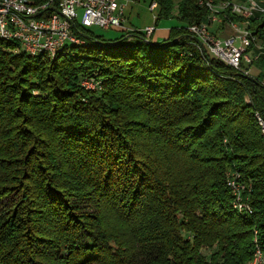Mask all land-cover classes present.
Here are the masks:
<instances>
[{
	"label": "trees",
	"instance_id": "trees-1",
	"mask_svg": "<svg viewBox=\"0 0 264 264\" xmlns=\"http://www.w3.org/2000/svg\"><path fill=\"white\" fill-rule=\"evenodd\" d=\"M232 1L151 0L155 29L175 10L186 23L160 43L81 28L50 57L0 39V264H249L264 250V56L244 75L188 32ZM222 16L264 45V17Z\"/></svg>",
	"mask_w": 264,
	"mask_h": 264
},
{
	"label": "built area",
	"instance_id": "built-area-1",
	"mask_svg": "<svg viewBox=\"0 0 264 264\" xmlns=\"http://www.w3.org/2000/svg\"><path fill=\"white\" fill-rule=\"evenodd\" d=\"M135 1L137 0H62L58 5L45 6L31 0L20 7L0 6V32L17 36L27 54L36 51L54 54L58 46L83 43L79 38L81 28H122L126 4ZM156 7L153 5L151 10H156ZM227 10H236L238 18L258 20L257 15L239 12V9L228 6V3ZM214 23L217 22L196 24V27H188V32L199 40V45L213 59L241 74L252 73V64L264 56V45L254 46V33L253 37H246V34H238L237 31L228 37L215 35L210 31ZM219 23L222 22L219 20ZM154 32V28H148L145 35L151 37ZM83 86L94 90L91 82H84ZM233 190L234 193H240L241 190L235 181Z\"/></svg>",
	"mask_w": 264,
	"mask_h": 264
},
{
	"label": "rangeland",
	"instance_id": "rangeland-1",
	"mask_svg": "<svg viewBox=\"0 0 264 264\" xmlns=\"http://www.w3.org/2000/svg\"><path fill=\"white\" fill-rule=\"evenodd\" d=\"M126 9H125V15H124V23L122 28H112L109 30L101 29V28H91L90 30L96 35V36H101L105 40H115V39H120L121 37L129 36L131 35L132 32H142L144 33L147 29V27H155V22H156V17L158 15V9L152 11L150 8L151 5V0H137L135 2H129L126 4ZM218 13L215 14L217 16V19H220V22L214 23L211 25L210 31L214 33L215 35H231L233 32L231 30L230 25L227 22H223V16H222V11L217 10ZM219 14V15H218ZM222 16V17H221ZM262 17L258 16V20H260ZM218 19V20H219ZM240 19V18H239ZM255 20V21H258ZM241 22H246V20L240 19ZM238 21V22H240ZM251 22L253 20H250ZM249 22V21H248ZM229 26H228V25ZM186 23L180 21L178 19V11H174V17L169 20L163 21L157 30H163L166 29L167 31L170 30L173 27H184ZM231 30V31H230ZM222 31V32H221ZM154 41V39H152ZM147 41H150L147 39ZM155 42V41H154ZM252 72L255 70V67L251 68ZM250 73L249 75H251ZM95 89V85H94ZM12 198H8L0 203V211L3 207L9 206ZM203 254L209 257L212 254L211 250L204 249Z\"/></svg>",
	"mask_w": 264,
	"mask_h": 264
},
{
	"label": "bare ground",
	"instance_id": "bare-ground-1",
	"mask_svg": "<svg viewBox=\"0 0 264 264\" xmlns=\"http://www.w3.org/2000/svg\"><path fill=\"white\" fill-rule=\"evenodd\" d=\"M61 1L62 0H60V2ZM23 3H29V2L28 0H0V6H3V7H20V6H23ZM227 3H228V6H235L237 9H239V12H248L251 15H257V17L261 15L262 17L264 16V0H235V1L227 2ZM227 3H223L219 6H212L211 4H208V7L211 11L210 22H219L220 19L218 18L219 19L218 20L217 16H215V14L218 13L217 10H221L222 13L225 11H230L232 14L236 15V10H227ZM43 5L54 6L55 2L52 0ZM228 24L230 25L229 28H231L233 32L232 34H234V31H237L238 34H246V37H250L249 32L246 30L245 26H242L241 24H238V23H232V22H228ZM188 27H196V25H190ZM263 36H264V30H263ZM0 39H3L4 41H11V42L19 43L21 46V43L18 40L17 36L10 35V34H3L2 32H0ZM79 44L81 45L83 43H71L68 45H79ZM64 46L65 45L58 46L54 54L48 51H36V52L30 53L29 55L38 56L41 54H47L50 57H54L57 54V52L61 50ZM260 46H263V45L261 44ZM21 48L23 49V47ZM259 124L264 134V122L261 119H259ZM229 186L231 187V189H233V180H230ZM239 187L241 188L240 193H235L236 206L239 208V210L244 211L245 213L246 212L250 213L251 208L247 204H244L241 198V194H242L241 192L245 189V186L239 185ZM249 264H264V250L257 247L255 250L253 260Z\"/></svg>",
	"mask_w": 264,
	"mask_h": 264
},
{
	"label": "crops",
	"instance_id": "crops-1",
	"mask_svg": "<svg viewBox=\"0 0 264 264\" xmlns=\"http://www.w3.org/2000/svg\"><path fill=\"white\" fill-rule=\"evenodd\" d=\"M147 28H150V27H147ZM169 32H170V30L167 31L166 29H163V30H160V31L156 29V31H155V33L153 35L154 41L156 43H160V42L166 40L169 37Z\"/></svg>",
	"mask_w": 264,
	"mask_h": 264
},
{
	"label": "water",
	"instance_id": "water-1",
	"mask_svg": "<svg viewBox=\"0 0 264 264\" xmlns=\"http://www.w3.org/2000/svg\"><path fill=\"white\" fill-rule=\"evenodd\" d=\"M150 28H154L155 29V27H150ZM148 29V28H147ZM146 29V30H147ZM155 31H156V29H155ZM155 33V32H154ZM144 34H145V32H144ZM154 35V34H153ZM153 35L151 36V37H147L146 35H145V37H146V39H150V38H153ZM129 36H132V35H129ZM193 40L197 43V44H200V42H199V40L197 39V38H193ZM119 44V42H115V43H113L112 45H114V46H117ZM251 80H253V81H255V79H253V78H251Z\"/></svg>",
	"mask_w": 264,
	"mask_h": 264
}]
</instances>
